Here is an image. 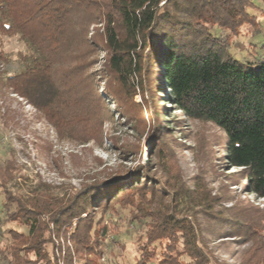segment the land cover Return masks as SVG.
Instances as JSON below:
<instances>
[{
	"label": "trees",
	"instance_id": "obj_1",
	"mask_svg": "<svg viewBox=\"0 0 264 264\" xmlns=\"http://www.w3.org/2000/svg\"><path fill=\"white\" fill-rule=\"evenodd\" d=\"M251 5V0H0V48L4 38L14 37L24 46L17 56L20 70L12 75L0 70V82L59 134L69 130L87 144L103 141L104 119H113L107 98L115 100L118 117L126 115L136 129L145 124L144 107L158 120L160 69L169 108L223 130L233 176L245 181L246 192L264 198V59L253 64L224 59L229 44L218 37V30L254 24L247 11ZM97 24L100 33L90 36ZM100 51L106 54L102 88L91 72L101 64ZM8 56L0 50V65L10 62ZM138 96L143 105L134 103ZM160 141L150 152L164 161ZM10 158L0 174V264H60L61 259L104 264V220L117 205L143 213L133 216L143 230L133 264H211L188 220L148 210L154 190L146 173L111 177L61 198L38 188L20 190ZM231 220V237L253 241L264 253V210L243 208ZM52 236L71 240L73 247L57 255ZM163 241L166 249L157 253L155 243ZM246 264H264V255L247 258Z\"/></svg>",
	"mask_w": 264,
	"mask_h": 264
},
{
	"label": "rangeland",
	"instance_id": "obj_2",
	"mask_svg": "<svg viewBox=\"0 0 264 264\" xmlns=\"http://www.w3.org/2000/svg\"><path fill=\"white\" fill-rule=\"evenodd\" d=\"M251 3L247 11L254 24H245L235 32L218 30V37L229 44L224 59L232 57L251 64L264 59V0H251ZM101 29L102 25L92 26L90 36L98 35ZM2 42L0 50L9 55L10 62L3 61L0 70L5 75L15 74L21 68L17 56L24 46L17 37L4 38ZM105 56L100 51L101 64L91 69L98 74L100 87L104 85L100 70ZM158 76L155 92L158 120L151 119L150 108L144 107L145 124L136 129L126 115L118 117L115 100L107 98L105 108L114 114L113 119H104L103 141L91 140L87 144L80 143L69 130L59 134L44 115L0 82V174L5 159L11 156L12 176L20 190L25 193L38 188L63 198L75 196L87 186L111 177L137 171L146 173V183L154 190L148 210L153 215L169 211L188 220L211 264H246L247 258L264 255L262 247L253 245V241L233 238L228 233L229 223L235 225L230 221L233 212L238 214L243 208L263 211L264 198L246 192L245 181L233 176L235 169L226 159L225 132L211 123L189 120L180 111L169 108L164 101L169 89L160 69ZM134 103L143 105L139 96ZM156 132L160 133L156 135ZM156 140H161L166 150L164 161L150 152ZM136 180L141 183L144 179ZM136 208L132 211L117 205L106 213L107 233L101 256L104 264H133L140 256L138 248L143 244L140 241L143 230L133 216L143 213ZM52 238L57 255L64 254L67 246L73 247L71 240ZM167 243H155V251L163 252ZM60 262L63 264L62 259Z\"/></svg>",
	"mask_w": 264,
	"mask_h": 264
}]
</instances>
